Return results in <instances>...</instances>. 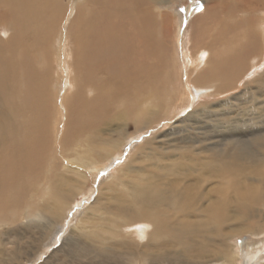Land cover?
Wrapping results in <instances>:
<instances>
[{"label": "bare ground", "instance_id": "obj_1", "mask_svg": "<svg viewBox=\"0 0 264 264\" xmlns=\"http://www.w3.org/2000/svg\"><path fill=\"white\" fill-rule=\"evenodd\" d=\"M203 1L188 55L181 0H0L8 264H264V0Z\"/></svg>", "mask_w": 264, "mask_h": 264}, {"label": "rangeland", "instance_id": "obj_2", "mask_svg": "<svg viewBox=\"0 0 264 264\" xmlns=\"http://www.w3.org/2000/svg\"><path fill=\"white\" fill-rule=\"evenodd\" d=\"M71 2V4H72V6H74L75 4H76V2H77V0H69V3ZM174 9H175V11H174V13H177V15H179L176 19H175V21L178 19H182L183 20V22H182V24H181V27H180V29L179 30H177L176 29V25H175V30H174V33H175V31L178 33V38L180 39V41L182 42L183 41V45L185 46H187L186 47V51H188V55H189V53H190V49H189V45H190V41H189V35L188 34H191V31H192V27H191V23H192V19H194V17L197 19V17L199 16V14L201 13V12H203L204 11V8H205V3H204V1L203 0H181V2H175L174 4H172L171 5ZM201 8H202V10H201ZM193 13H195L194 15H192L191 16V19L189 18L190 17V15L191 14H193ZM245 16L247 17L248 15H247V13L246 14H242V17L243 18H245ZM256 16V17H255ZM261 16V17H260ZM264 17V12L263 13H260V14H253V16L252 15H250V20H255L256 18H263ZM237 18L238 19H240V15L239 16H237ZM67 19H68V22H70L69 20H70V18H68V16L66 17V19H65V21L67 22ZM180 19V20H181ZM177 20V21H178ZM233 20H235V19H233ZM174 21V22H175ZM67 22V23H68ZM173 46H174V49L175 50H177V49H181L182 48V50H183V47H177L174 43H173ZM181 53H183V51H181ZM189 58H190V56H189ZM260 59V60H259ZM261 59H263V60H261ZM258 63L257 64H259L256 68H253L250 72H249V70H248V72H246L247 74H246V78H245V80H244V83H251V82H253L254 81V79L256 78V77H259V76H261L263 73H264V53H262V55H260V57H258ZM260 62V63H259ZM262 64V65H261ZM180 66H181V64H180ZM263 66V67H262ZM261 67V68H260ZM260 68V69H259ZM183 70V71H182ZM186 70H188L189 71V67H187V66H185V68H183V67H181L180 68V71H182V83L183 84H185V83H187V72H186ZM256 71V72H255ZM253 73V74H252ZM189 90H190V88H189ZM202 97H203V95L201 94V96H199V97H196L195 99H194V101L196 102L197 101V98H199V102L197 103V105L196 106H198L200 103H202L205 99L203 98L202 99ZM249 97H251V96H246V98H245V100L247 101L248 99H250ZM192 98V96L189 98V99H191ZM260 100V99H259ZM264 99H261V101H263ZM202 101V102H201ZM250 102V101H249ZM195 105V104H194ZM245 106V107H244ZM250 106V103L248 104V105H243L242 107H244L243 108V110H247L248 109V107ZM194 109V106L192 107V110ZM186 111H187V109H186ZM62 113H64V114H66L65 112H64V110L62 111ZM179 117H181V116H178V118ZM180 119V118H179ZM179 119H177L178 121H179ZM66 121H67V119H63V122H60L59 124H58V127H59V125H60V128H59V134H63L64 133V131H65V125H66ZM53 123V122H52ZM51 127H53V124H52V126ZM130 128V131H133V128H131V127H129ZM171 128V125H169V126H163V128L161 129V131L162 130H169V129ZM63 130V131H62ZM62 137V136H61ZM134 149V147H132L131 148V151ZM124 162V161H123ZM122 162V164H124ZM99 186H100V184H99V182H98V180H97V178H93L92 176H91V178H89L88 179V181H87V183H86V186H85V191L82 193V194H80V196L78 197L79 198V201L78 202H76L75 204H74V206L75 207H78V206H80L81 207V209H79V210H77V211H75V212H73V214H74V220H71V222H70V224H69V221H70V219H69V221H68V224H69V226H68V229H67V232H65L64 231V233L63 234H60V237H61V243L62 242H64V239H65V237H67L68 235L67 234H70V230L71 231H74L73 229H74V224H76V219H79V218H82V216H83V210H85V209H87V207H85L86 206V204H91L94 200H95V198L97 197V193H98V188H99ZM89 199V200H88ZM84 202H86V203H84ZM91 202V203H90ZM72 226V227H71ZM67 228V227H66ZM242 237V238H241ZM250 237V236H249ZM2 239V242L3 243H6V244H8L7 243V238L6 237H2L1 238ZM246 239H248V237H246V236H241V235H239V236H237V241H238V245H242V243L244 242V241H246ZM262 239H264V236L262 237V238H260V240H262ZM241 241H242V243H241ZM52 242V241H51ZM6 244H4V245H6ZM53 244L55 245H52L54 248L51 250V248L52 247H50L49 248V252H48V254L49 253H51L53 250H56L57 248H59L60 247V244H58L57 242H53ZM10 245V244H9ZM63 250V249H62ZM64 251V250H63ZM62 251V252H63ZM62 252H60V253H58L59 254V256L55 259V261H57V259L59 260L60 258H62L63 257V253ZM3 257H0V264H8L7 262H9V258L8 257H6L4 260L2 259ZM64 258V257H63ZM5 261V262H4ZM41 263H43V260H42V262ZM73 264H75V263H73Z\"/></svg>", "mask_w": 264, "mask_h": 264}, {"label": "snow or ice", "instance_id": "obj_3", "mask_svg": "<svg viewBox=\"0 0 264 264\" xmlns=\"http://www.w3.org/2000/svg\"><path fill=\"white\" fill-rule=\"evenodd\" d=\"M201 10H202V8H201Z\"/></svg>", "mask_w": 264, "mask_h": 264}]
</instances>
